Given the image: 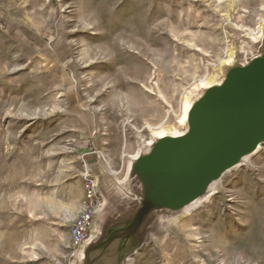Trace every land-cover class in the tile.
<instances>
[{
	"label": "rangeland",
	"instance_id": "rangeland-1",
	"mask_svg": "<svg viewBox=\"0 0 264 264\" xmlns=\"http://www.w3.org/2000/svg\"><path fill=\"white\" fill-rule=\"evenodd\" d=\"M263 66L264 0H0V264H76L88 151L130 191L232 70ZM260 143L160 205L122 264H264Z\"/></svg>",
	"mask_w": 264,
	"mask_h": 264
},
{
	"label": "water",
	"instance_id": "water-1",
	"mask_svg": "<svg viewBox=\"0 0 264 264\" xmlns=\"http://www.w3.org/2000/svg\"><path fill=\"white\" fill-rule=\"evenodd\" d=\"M263 134L264 66L234 69L225 90L199 110L190 138L159 144L138 163L158 183L150 200L174 205L193 199L208 175L238 150L260 143Z\"/></svg>",
	"mask_w": 264,
	"mask_h": 264
},
{
	"label": "crops",
	"instance_id": "crops-1",
	"mask_svg": "<svg viewBox=\"0 0 264 264\" xmlns=\"http://www.w3.org/2000/svg\"><path fill=\"white\" fill-rule=\"evenodd\" d=\"M86 157L91 164H88L91 176L106 205L94 219L90 240L75 252L76 264H122L127 256L139 249L150 214L160 208L149 198L158 183L148 171L134 170L133 164L130 177H134L129 191L126 186L111 182L110 170L103 168L98 151H88Z\"/></svg>",
	"mask_w": 264,
	"mask_h": 264
},
{
	"label": "built area",
	"instance_id": "built-area-1",
	"mask_svg": "<svg viewBox=\"0 0 264 264\" xmlns=\"http://www.w3.org/2000/svg\"><path fill=\"white\" fill-rule=\"evenodd\" d=\"M84 204L81 213L74 219L71 228L72 257L91 237L95 217L103 211L106 203L97 190V185L88 170L83 174Z\"/></svg>",
	"mask_w": 264,
	"mask_h": 264
},
{
	"label": "bare ground",
	"instance_id": "bare-ground-1",
	"mask_svg": "<svg viewBox=\"0 0 264 264\" xmlns=\"http://www.w3.org/2000/svg\"><path fill=\"white\" fill-rule=\"evenodd\" d=\"M230 50H231V49H230ZM230 53H231V52H230ZM231 55H232V54H231ZM167 133H173V134H174L173 129H171L170 127H167V128L164 130L163 135L157 134V137H161V138H163V137H165V135H166ZM174 135H175L174 137H178L176 133H175ZM256 148H257V149H261V148H262V143H257ZM138 154L140 155V152H139V153L137 152V155L134 157L135 159H137V158L139 157ZM137 156H138V157H137ZM239 165H240V163H239ZM209 197H210V196H209Z\"/></svg>",
	"mask_w": 264,
	"mask_h": 264
}]
</instances>
